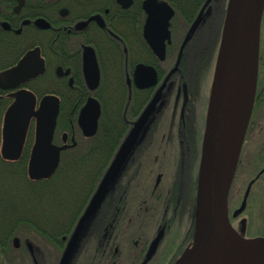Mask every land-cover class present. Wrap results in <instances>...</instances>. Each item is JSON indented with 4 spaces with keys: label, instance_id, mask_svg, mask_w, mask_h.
Wrapping results in <instances>:
<instances>
[{
    "label": "flooded vegetation",
    "instance_id": "flooded-vegetation-1",
    "mask_svg": "<svg viewBox=\"0 0 264 264\" xmlns=\"http://www.w3.org/2000/svg\"><path fill=\"white\" fill-rule=\"evenodd\" d=\"M144 1L133 0L126 6L118 0H25L19 6V0H0V73L17 67L29 51L37 48L44 66L42 73L16 88L4 89L0 85V98L13 97V104L16 92L26 89L35 95L36 110L45 96L58 99L51 141L58 148L57 164L38 178L43 182L45 195L41 212L44 239L40 244L23 243L15 236L9 260L2 258L0 246V264H60L78 228L72 255L76 246L81 245L78 240L87 235L88 242L82 246L98 248L91 264H142L160 230L164 229V234L158 248L166 231V226H159L158 222L157 187L175 186L180 200H191L193 188L198 186L223 29L222 24L216 51L212 53L211 38L216 36L219 26L207 36L205 24L215 11L224 6L227 9L229 0L205 4L203 13L197 15L201 19L186 42L197 17L191 21L185 14L188 28L183 34V27L175 25L176 6L165 0L174 15L169 21L170 39L165 41L163 59L144 36L148 18ZM139 65L155 71L154 83L150 82L151 72L149 76L142 72L135 77ZM36 90L45 94L39 97ZM261 93L264 96V85ZM89 101H95L99 111L91 128L80 121ZM62 106L63 118L70 123L75 120L76 125L55 140ZM8 109L0 123L3 165L16 160L3 153ZM102 117L104 129L100 130ZM34 119L37 122L35 117L31 118L26 138ZM133 130L135 139L121 168L81 226L84 213ZM35 143L36 140L28 171ZM53 176L55 188H49ZM116 202L120 205L115 206ZM137 217L144 219L143 225H135ZM113 219L120 220L119 226L112 225ZM15 238L20 240L18 246ZM157 253L158 249L147 264L154 258L152 264L158 263Z\"/></svg>",
    "mask_w": 264,
    "mask_h": 264
},
{
    "label": "water",
    "instance_id": "water-1",
    "mask_svg": "<svg viewBox=\"0 0 264 264\" xmlns=\"http://www.w3.org/2000/svg\"><path fill=\"white\" fill-rule=\"evenodd\" d=\"M124 5L128 6L133 0H118ZM229 0L226 15L224 18L223 29L221 34L220 47L218 50L217 61L215 66L214 78L211 88L210 101L207 113L206 130L203 140L201 163L199 168L198 180V203H197V225L194 238V244L190 250V256L198 253L205 245L206 241H196L197 227H198V211L200 206L206 219L207 229H216L219 235L226 243H229L239 249L243 250H264V237H245L239 230L235 228L231 221L232 218H238L246 209L248 197L255 179L251 180L244 193L243 200L240 206L234 210L232 215L229 209V193L235 169L238 163L241 147L245 137L247 125L253 109L256 90L257 79L259 73V55H260V41H261V23L264 14V0H248V3L242 5V13H248V16L236 18L229 26H226L227 16L230 10L234 9ZM25 0H19V6ZM143 7L148 13V18L144 27V36L152 47V49L160 56L161 59L165 56L166 44L165 41L170 39L169 21L174 15L173 8L165 0H145ZM201 19L199 15L191 26L185 42L189 39L191 33ZM49 24L46 21H41ZM253 25L257 37V45L255 48L257 58V71L254 81V94L252 100L251 111L247 120L245 130L243 132L242 141L239 148L237 163L234 169L231 181L228 180L225 163L222 161L218 144L220 132V120L222 114V85L225 76L230 50L234 47L230 37L234 31L242 26ZM43 61L39 58V49L29 51L26 56L20 61L19 65L13 69L0 73V85L4 89H13L18 87L23 81L35 77L43 72ZM149 67L139 65L135 72V77L140 73H146L149 76L151 72V83H154L155 71H149ZM137 80V79H136ZM98 105L95 101H89L81 113L80 121L85 127L91 128L94 124V119L98 115ZM58 114V99L54 96H45L36 110L35 95L29 90H19L16 92L15 102L9 107L5 116L4 122V145L3 153L5 157L17 159L22 153L27 130L32 117L37 119L36 122V143L34 145L29 172L32 178H40L53 170L57 164L58 148L51 144L53 138V131L56 124ZM136 131L133 130L127 137L115 159L113 160L107 174L105 175L98 191L89 204L86 212L81 219V226L95 210L97 205L103 198L110 180H113L119 169L121 168L130 148L134 142ZM46 144V146L44 145ZM50 145V146H49ZM80 226V227H81ZM78 228L73 234L69 242L60 264H68L72 255L75 242L79 237ZM164 229L160 230L158 235L151 243L146 257L142 264H147L158 249V245L163 237ZM16 246L19 245V238L14 239ZM185 255V254H184ZM177 260L174 264H184L182 258ZM189 256V257H190Z\"/></svg>",
    "mask_w": 264,
    "mask_h": 264
},
{
    "label": "trees",
    "instance_id": "trees-1",
    "mask_svg": "<svg viewBox=\"0 0 264 264\" xmlns=\"http://www.w3.org/2000/svg\"><path fill=\"white\" fill-rule=\"evenodd\" d=\"M176 6L175 25L185 27V14L193 21L202 8L212 0H169ZM226 1V0H225ZM184 5L188 7L183 8ZM189 9V10H188ZM224 10V15H226ZM225 18V16H224ZM222 25L216 30V36L211 38L214 45H210L209 52L216 51ZM210 40V41H211ZM264 85V14L261 23L260 60L257 79V90L251 116L245 132L238 163L229 193L230 214L237 209L244 197L249 182L255 179L252 185L245 211L231 221L235 228L245 237H264V96L261 88ZM39 97L44 91L36 90ZM49 92V91H48ZM13 97L0 98V123L3 115L12 104ZM63 107V106H62ZM63 110L58 117L55 129V140L63 131H71L72 125L63 118ZM100 130L104 129V118L101 119ZM36 121H32L28 131L25 146L19 159L6 161L0 164V246L2 258L9 260L11 252L14 251L13 238L19 237L23 243L33 242L40 244L44 239L41 232L42 227V206L44 204L43 182L34 179L28 171L29 158L34 141L36 140ZM56 176L48 183L49 188H55ZM160 192V199L157 204L159 226H166L165 236L158 248L157 264H174L183 254L192 247L196 233L197 224V203L198 186L193 188L190 206L185 200H180L175 186L169 187L166 184L157 187ZM170 190V192H169ZM52 200L55 199V192H51ZM115 206L120 204L116 202ZM114 226H119L120 220L113 219ZM144 219L136 218L135 225L141 226ZM96 226V225H95ZM87 235L78 240L81 245L76 246L75 251L68 264H91L94 255H97V246H82L88 242ZM48 236V241H51ZM112 252L114 249H112ZM99 257L96 256V262ZM155 260V258H154ZM152 260L149 264H152ZM1 263V262H0Z\"/></svg>",
    "mask_w": 264,
    "mask_h": 264
},
{
    "label": "bare ground",
    "instance_id": "bare-ground-1",
    "mask_svg": "<svg viewBox=\"0 0 264 264\" xmlns=\"http://www.w3.org/2000/svg\"><path fill=\"white\" fill-rule=\"evenodd\" d=\"M248 0H232L226 26L248 13L240 12ZM237 7V8H236ZM234 47L230 50L222 85V114L218 147L231 181L237 163L239 148L252 107L254 81L257 71L255 48L257 37L253 25L236 29L230 37ZM206 245L196 254L187 257L184 264H264V250H243L229 243L216 229H207L202 207L198 211L196 241Z\"/></svg>",
    "mask_w": 264,
    "mask_h": 264
},
{
    "label": "rangeland",
    "instance_id": "rangeland-1",
    "mask_svg": "<svg viewBox=\"0 0 264 264\" xmlns=\"http://www.w3.org/2000/svg\"><path fill=\"white\" fill-rule=\"evenodd\" d=\"M226 9V6L220 8L219 10L215 11L214 14L206 21L205 24V29H206V33L207 36L209 34V31H215V29L218 26H221L223 24V20H224V10ZM210 35V34H209ZM260 58V55H259ZM187 206H190V200L187 201ZM197 225V224H196ZM195 238V237H194ZM194 244V243H193ZM193 246V245H192ZM192 247H190L183 255L184 257L182 258V260L186 259L187 257L190 256V250Z\"/></svg>",
    "mask_w": 264,
    "mask_h": 264
}]
</instances>
